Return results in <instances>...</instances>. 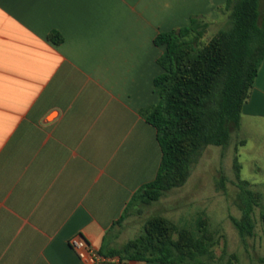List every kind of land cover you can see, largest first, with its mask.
Returning a JSON list of instances; mask_svg holds the SVG:
<instances>
[{"label": "crops", "instance_id": "0c3cea01", "mask_svg": "<svg viewBox=\"0 0 264 264\" xmlns=\"http://www.w3.org/2000/svg\"><path fill=\"white\" fill-rule=\"evenodd\" d=\"M220 4L0 0V264H83L77 234L103 264H159L110 255L133 240L137 213L125 214L162 162L142 115L159 102L155 39L193 16L218 23ZM239 132L261 165V180L246 182L264 194V61Z\"/></svg>", "mask_w": 264, "mask_h": 264}, {"label": "trees", "instance_id": "16d2710c", "mask_svg": "<svg viewBox=\"0 0 264 264\" xmlns=\"http://www.w3.org/2000/svg\"><path fill=\"white\" fill-rule=\"evenodd\" d=\"M262 1L227 0L230 27L207 43L203 40L209 23L201 16H193L190 25L179 32L161 33L155 39L157 46H165L158 60L162 73L155 79L159 102L142 115L156 128L163 157L157 177L135 194L124 218L133 211L141 214L144 207L183 187L206 148H227L233 134L240 131L243 107L264 61ZM49 39L55 44L63 42L59 32ZM235 168L238 174L237 158ZM238 187L243 190L242 217L232 220L245 241L256 235L255 212L261 196L251 192L246 181H239ZM261 219L264 224V213ZM218 244L205 217L191 231L155 215L145 222L143 235L110 255L159 264H235L238 257L229 254L226 246L217 256ZM260 262L264 264V256Z\"/></svg>", "mask_w": 264, "mask_h": 264}, {"label": "rangeland", "instance_id": "374dc122", "mask_svg": "<svg viewBox=\"0 0 264 264\" xmlns=\"http://www.w3.org/2000/svg\"><path fill=\"white\" fill-rule=\"evenodd\" d=\"M212 1L205 0L209 4H212ZM214 1L221 3L214 11L219 22L215 23L210 18H205L209 27L203 43H207L219 31L230 27L228 17L231 11L227 9V0ZM262 10L264 11V0ZM242 137L243 134L238 131L233 134L227 148L217 146L206 148L183 187L166 193L159 202L144 207L141 214L130 215L129 218L134 223L129 236L136 239L143 235L145 222L155 215L163 216L180 228L191 231L197 228V221L202 216L208 219L210 229L219 239V244L215 248L217 256L222 255L226 246L229 254L237 255L238 260L235 264H262L260 259L264 256V224L261 214L264 213V194H261L257 185L249 188L251 192L261 196L260 206L255 212L257 219L255 237L244 241L232 220L242 217L240 206L241 202L244 205V201L240 196L243 190L238 187L239 181L255 184L262 178L259 171L261 169L259 154L255 156L248 154L239 144ZM236 158L241 166L238 174L235 168Z\"/></svg>", "mask_w": 264, "mask_h": 264}, {"label": "built area", "instance_id": "2783aa9c", "mask_svg": "<svg viewBox=\"0 0 264 264\" xmlns=\"http://www.w3.org/2000/svg\"><path fill=\"white\" fill-rule=\"evenodd\" d=\"M69 243L83 264L106 263L107 260L100 255L99 251L87 240L84 235L77 234L71 238Z\"/></svg>", "mask_w": 264, "mask_h": 264}]
</instances>
